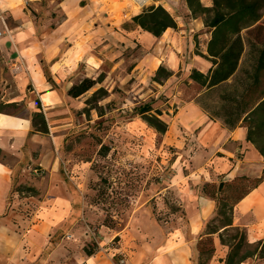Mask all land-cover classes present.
I'll use <instances>...</instances> for the list:
<instances>
[{
    "label": "rangeland",
    "instance_id": "rangeland-1",
    "mask_svg": "<svg viewBox=\"0 0 264 264\" xmlns=\"http://www.w3.org/2000/svg\"><path fill=\"white\" fill-rule=\"evenodd\" d=\"M16 1L12 7L20 6L37 20L56 15L58 0H37L33 4ZM162 1L148 0L136 9L131 0H123L138 14L150 6H161ZM177 1L180 4H174ZM183 1H169L174 20L177 16L192 17L183 11ZM15 14L0 12V127L19 123L26 127L27 121L29 130L0 138L6 147L0 151V164L10 172L9 179L0 185L4 193L0 225L11 231L8 237L0 238V264H6L12 256L19 257L18 264H73L88 252L108 257L114 264H125L136 245L161 240L168 231L186 223L179 198L167 187L177 163L194 159L197 149L184 141L171 143V130L156 132L134 109L149 103L151 114L160 112V120L168 126L179 103L195 99L204 89L198 83L191 89L182 71L172 83L161 77L153 81L156 60L147 64L150 44L136 37L133 44L117 48L98 68L79 65L76 84L85 78L97 81L91 90L75 99L67 95L60 107L44 110L31 94L32 87H20L12 70L14 61L6 39L8 29L17 26ZM132 25L124 24L122 30ZM200 34L199 39L195 36L194 52L198 56L210 39L207 28ZM258 39L264 40V33ZM249 51L246 47L230 83L196 98L202 110L216 115L227 113L223 110L227 104L221 98L232 95L237 82H244V72H250ZM113 54L117 56L113 58ZM99 89L104 90L101 98L90 100ZM42 118L45 133L36 131L42 128ZM261 176L264 180V171ZM253 183L242 181L235 188H224L219 198L231 205ZM216 214L215 210L205 224L206 233L209 227H219L221 217ZM226 214L233 222L228 209ZM238 227L245 231L240 253L257 251L242 264H264V228L258 233L261 240L250 244L246 228ZM31 229L44 234L45 244H28L26 236ZM194 258L198 262V255Z\"/></svg>",
    "mask_w": 264,
    "mask_h": 264
},
{
    "label": "crops",
    "instance_id": "crops-1",
    "mask_svg": "<svg viewBox=\"0 0 264 264\" xmlns=\"http://www.w3.org/2000/svg\"><path fill=\"white\" fill-rule=\"evenodd\" d=\"M23 1L30 4L37 2ZM169 1L161 2L168 13L171 10ZM200 2L204 7L211 6V0ZM16 3V0H0V12L16 13L17 26L8 29L9 39H6L10 41V55L14 61L12 70L20 87H32L31 94L44 110H55L66 100L68 90L78 80L79 65H85L88 69L98 68L117 48L133 44L136 37L150 44L148 55L151 58L147 59V64L156 60L153 71L163 67L171 73L165 80L167 83L174 82L177 72L182 71L193 89L195 82L189 78L191 71L207 75L212 67L202 57L206 55L205 48L200 51L202 56L194 52L195 36L199 39L204 28L203 21L198 17L177 16L174 20L176 28L167 29L156 38L133 24L132 18L139 14L123 0H58L54 11L56 15L43 20L24 13L20 6L12 7ZM174 4H180V1ZM182 6L183 11L190 14L185 1ZM135 8L141 7L136 5ZM50 24L53 26L48 29L47 25ZM124 24L133 25L128 30H122ZM113 56L115 58L117 55ZM230 82L231 79L226 83ZM221 85L203 88L204 91L196 98ZM196 98L180 102L167 126L172 131L169 138L171 143L180 144V141H184L197 148L194 159L177 163L172 183L167 187L172 188L179 198L187 221L168 231L161 240L136 245V250L130 252L132 255L125 264H197L195 258L193 260V246L207 235L204 226L213 218L215 211L214 201L203 193L204 185L230 182L242 176L259 178L264 171V157L246 140L247 130L241 122L229 128L219 114L202 110ZM24 122L26 127L22 123L0 127V138L15 131L24 134L29 130V123ZM5 150V144L0 142V151ZM9 173L0 164V185L9 179ZM3 198L4 193L0 192V214ZM232 215L233 226L243 225L248 231L250 244L261 240L258 233L264 228V182L234 206ZM9 232L8 227L0 225V238L8 237ZM41 234L31 229L26 241L38 246L43 242L45 244L44 234ZM212 238L214 252L207 264H224L228 248L221 244L217 233ZM78 259L73 264H114L112 259L96 255ZM18 260V256H12L6 264H18Z\"/></svg>",
    "mask_w": 264,
    "mask_h": 264
},
{
    "label": "trees",
    "instance_id": "trees-1",
    "mask_svg": "<svg viewBox=\"0 0 264 264\" xmlns=\"http://www.w3.org/2000/svg\"><path fill=\"white\" fill-rule=\"evenodd\" d=\"M211 1L210 7H204L199 0H185L190 15L201 17L204 27L209 30L210 39L206 46V56L202 57L212 64L207 75L192 70L189 78L206 89L221 84L226 86L228 84L226 82L236 76L246 47L249 48L250 72H244V82H237V87L233 85L235 89L232 95L221 98L227 104L223 107L227 113L220 116L229 128L241 122L247 130L246 140L264 157V40L258 39L260 34L264 33V0ZM132 22L142 31L156 38L167 29L176 28L173 17L160 5L148 7L141 14L133 17ZM170 76V72L159 67L153 81L158 82L157 77L167 79ZM96 83L97 81L85 78L73 85L67 95L73 99L78 98L91 90ZM102 94L104 90L99 89L93 93L90 100L98 96L101 98ZM134 111L156 132L164 134L167 131V124L159 118L160 112L151 114L152 108L149 103L139 105ZM35 116L41 117L40 114ZM41 121L42 128L36 131L45 133L47 130L43 118ZM249 180L254 182L251 188L236 197L233 204L228 205L219 198L224 188H235L240 182ZM249 180L247 177H236L230 182L204 185V195L214 201L216 215L221 218L219 227L213 228L208 225L207 235L194 244L193 260L194 255H198L197 264H207L212 257L214 252L212 235L215 233L218 234L221 244L228 248L224 264H242L257 254L255 249H247L244 253H240L244 247L245 231L234 227L231 217L226 214L228 209L232 215L234 206L264 182L262 176ZM246 246L250 247L248 244ZM87 255L91 253L88 252Z\"/></svg>",
    "mask_w": 264,
    "mask_h": 264
},
{
    "label": "built area",
    "instance_id": "built-area-1",
    "mask_svg": "<svg viewBox=\"0 0 264 264\" xmlns=\"http://www.w3.org/2000/svg\"><path fill=\"white\" fill-rule=\"evenodd\" d=\"M135 5H138L139 6V4L138 3H141V0H131ZM144 4H142L141 6H143ZM140 6V7H141Z\"/></svg>",
    "mask_w": 264,
    "mask_h": 264
},
{
    "label": "bare ground",
    "instance_id": "bare-ground-1",
    "mask_svg": "<svg viewBox=\"0 0 264 264\" xmlns=\"http://www.w3.org/2000/svg\"><path fill=\"white\" fill-rule=\"evenodd\" d=\"M148 2V0H141V3H138L139 4V6H141L142 4H146ZM137 7H138V5H137Z\"/></svg>",
    "mask_w": 264,
    "mask_h": 264
}]
</instances>
